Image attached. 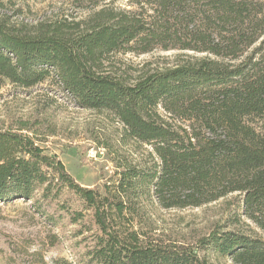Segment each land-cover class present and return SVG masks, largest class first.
<instances>
[{
    "label": "trees",
    "instance_id": "obj_1",
    "mask_svg": "<svg viewBox=\"0 0 264 264\" xmlns=\"http://www.w3.org/2000/svg\"><path fill=\"white\" fill-rule=\"evenodd\" d=\"M128 1L137 9L37 30L0 15V89L54 71L77 106L110 112L123 143L146 145L138 158L120 157L101 187L84 186L35 125L17 119L0 127V201L30 202L75 264H264V0ZM156 48L205 55L134 78L106 67L119 51ZM233 194L228 222L191 241L158 232L147 209ZM242 216L253 224L246 231L235 226Z\"/></svg>",
    "mask_w": 264,
    "mask_h": 264
},
{
    "label": "rangeland",
    "instance_id": "obj_2",
    "mask_svg": "<svg viewBox=\"0 0 264 264\" xmlns=\"http://www.w3.org/2000/svg\"><path fill=\"white\" fill-rule=\"evenodd\" d=\"M0 3V15L29 30L46 24L87 21L102 8L137 9L128 0H105L98 5H78L73 0H0ZM204 55L179 48H156L140 54L119 51L106 67L125 78H134L143 70L161 69ZM57 79L53 71L50 78L29 88L6 80L0 89V127L20 118L29 120L42 137L46 152L57 154L78 182L101 187L120 157L138 158L144 154L146 145L140 148L131 142L123 143V124L113 114L77 106ZM160 111L164 113L162 108ZM256 120L258 124L263 122ZM232 196L199 207L163 208L151 204L147 209L158 232L191 241L208 234L217 221L228 222L233 208H227V200ZM241 218V223L235 226L245 231L253 226L244 216ZM56 233L59 234L56 228L52 229L33 211L30 202L0 201V264H75L69 242L61 238L53 242L52 234Z\"/></svg>",
    "mask_w": 264,
    "mask_h": 264
}]
</instances>
